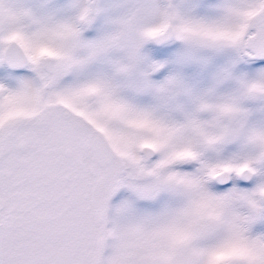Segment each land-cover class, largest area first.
Here are the masks:
<instances>
[{"label":"snow or ice","instance_id":"6c2138e0","mask_svg":"<svg viewBox=\"0 0 264 264\" xmlns=\"http://www.w3.org/2000/svg\"><path fill=\"white\" fill-rule=\"evenodd\" d=\"M0 264H264V0H0Z\"/></svg>","mask_w":264,"mask_h":264}]
</instances>
